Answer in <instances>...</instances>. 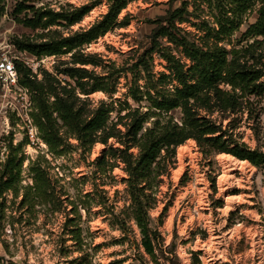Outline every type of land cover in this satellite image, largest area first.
Returning a JSON list of instances; mask_svg holds the SVG:
<instances>
[{
  "label": "clouds",
  "instance_id": "obj_1",
  "mask_svg": "<svg viewBox=\"0 0 264 264\" xmlns=\"http://www.w3.org/2000/svg\"><path fill=\"white\" fill-rule=\"evenodd\" d=\"M0 264H264V0H0Z\"/></svg>",
  "mask_w": 264,
  "mask_h": 264
},
{
  "label": "trees",
  "instance_id": "obj_2",
  "mask_svg": "<svg viewBox=\"0 0 264 264\" xmlns=\"http://www.w3.org/2000/svg\"><path fill=\"white\" fill-rule=\"evenodd\" d=\"M88 11H89V10H88ZM86 13H87V12L82 13L81 16L78 17L76 20H73L72 23H77V22H79V21L83 18V16H84Z\"/></svg>",
  "mask_w": 264,
  "mask_h": 264
},
{
  "label": "rangeland",
  "instance_id": "obj_3",
  "mask_svg": "<svg viewBox=\"0 0 264 264\" xmlns=\"http://www.w3.org/2000/svg\"><path fill=\"white\" fill-rule=\"evenodd\" d=\"M90 11H91V9H89V11L83 16V18L79 22H82L83 20H85L86 17L89 15Z\"/></svg>",
  "mask_w": 264,
  "mask_h": 264
}]
</instances>
